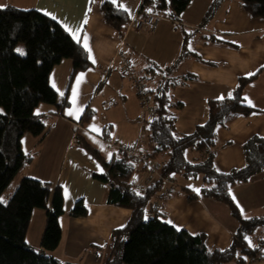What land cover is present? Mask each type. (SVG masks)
I'll return each mask as SVG.
<instances>
[{"label":"crops","instance_id":"1","mask_svg":"<svg viewBox=\"0 0 264 264\" xmlns=\"http://www.w3.org/2000/svg\"><path fill=\"white\" fill-rule=\"evenodd\" d=\"M103 1L113 3V0H0L2 7L13 5L47 14L65 30L68 29L66 31L70 36L87 51L88 58L89 55L92 57L89 58L91 66L76 73L72 79L70 60H62L52 69L49 83L60 97L64 94L67 96L69 105L58 115L54 113L53 105L39 104L34 112L42 115L43 121L48 125L45 135L38 139L26 133L21 138L22 150L33 154V159L18 174L19 178L31 177L61 187L64 209V213L58 218L61 237L58 246L49 253L61 262L103 264L109 253L112 232L123 227L131 213L129 209L107 202L109 186L93 177L102 171V167L93 156L75 143V135H80L105 160H109L114 151H121L114 143L126 147L122 145L123 142L126 143L125 139L134 141L133 146L128 148L138 152L144 149L147 139L146 122L142 124L140 114L138 115L141 104L134 78L142 81L149 74L151 80V64L163 67L178 59L185 35L183 32L180 34L178 26L193 32L190 38L191 49L202 59L186 57L173 73L177 76L187 73L194 76V79L172 88L170 92L173 106L174 102L176 105L180 103L174 107H178L175 125L179 133L190 134L197 125L203 124L208 118L207 101L229 97L238 79L251 76L249 73L257 75L245 86L244 100L250 106L264 110V71H259L264 66V19L252 17L242 7L240 0H219L212 19L204 26L200 22L214 0H192L176 23L158 15L168 23L164 27L166 30L160 28V32L165 35L168 31L169 37L158 35L160 21L155 31H152L155 34L150 37L141 35L139 32L142 30L134 31L128 26L119 37L102 18L100 5ZM114 4H122L123 7H120L130 16L138 12L140 16L144 12H150L140 10V0H117ZM85 21L87 22L84 23ZM73 33L79 40L74 38ZM85 35L88 37V48L84 47ZM172 35L174 38H171ZM209 35L225 39L228 45L204 40V36ZM149 43L156 45L158 55L148 54L146 46ZM73 88L77 89L75 103L72 100ZM128 102L130 106L133 103L131 109ZM190 102L193 104L194 114L185 125L186 120H182L184 116H181L182 109L188 108ZM256 102L263 104V107L254 105ZM115 106L117 108L113 110ZM87 109L92 111L93 116L88 122L80 123ZM135 118L142 124L144 140L143 135L135 138L126 131L129 125L133 126L131 133L136 131ZM76 124L79 125L78 128ZM105 125L109 127L107 137L104 136ZM115 126L118 131L111 137L110 133L114 132ZM141 131L137 128L136 132L140 134ZM26 135H29L28 138H25ZM252 135L264 136V112L240 115L227 126L218 127L216 168L227 172L242 167L245 164L242 143ZM89 136L106 145L108 151L101 153L91 144ZM113 137L116 139L112 140ZM23 139H27L26 151L23 149ZM151 161L162 165L165 156L160 155ZM146 170L135 173L132 179L135 182L141 181ZM197 177L200 179L199 183L189 187L186 182L189 183L190 178L185 180L179 175H173L174 190L167 191L168 184L163 182L161 193L151 201L152 206H161L167 222L174 228L183 229L192 235L203 234L208 249H225L235 239L240 227L239 220L232 215L227 205L200 194L203 185L201 177ZM183 188L187 190L184 191ZM191 192L193 195L189 196ZM230 194L241 218L262 216L264 170L252 175L246 182L234 185ZM79 199L87 205V215L69 216V210ZM44 224V211L34 209L25 235L28 245L39 248ZM254 232L256 239L253 242L247 237L250 246L264 238V225L258 226ZM260 261H246L245 264H264ZM224 264L237 263L230 261Z\"/></svg>","mask_w":264,"mask_h":264},{"label":"trees","instance_id":"2","mask_svg":"<svg viewBox=\"0 0 264 264\" xmlns=\"http://www.w3.org/2000/svg\"><path fill=\"white\" fill-rule=\"evenodd\" d=\"M191 2L143 0L140 10H150L176 23ZM240 3L252 17L264 19V0H240ZM218 5L219 0L209 4L200 22L202 26L212 19ZM100 13L119 37L132 17L119 5L109 1L101 3ZM182 32L185 35L178 59L163 67L151 64V80L143 79L147 92L152 96L153 111L151 119L146 122V146L136 152L146 161L164 155L165 161L160 169L164 178L169 175L186 179L200 176L203 185L200 194L227 205L239 220V230L229 247L208 249L203 234L192 235L174 228L167 222L163 208L152 206V199L163 189L162 178L154 180L139 192L131 188L133 175L145 170V163H138L122 151H114L111 158L105 160L80 135H75V143L102 167V171L93 177L109 186L107 202L131 211L124 226L112 232L109 253L103 264H224L230 261L245 264L247 258L264 247V238L254 246H250L246 239L258 226L264 225V214L241 218L230 194L234 185L246 182L252 175L264 170V136L252 135L242 143L245 159L242 167L221 172L215 166L216 129L227 126L237 116L264 112L247 104L243 97L245 86L257 73L240 77L229 97L209 99L207 120L197 125L190 134L179 133L172 108L180 103L176 105L174 102L173 106L170 92L172 88L194 79V76L190 73L184 76L173 73L186 57L202 60L188 48L193 32L184 29ZM205 39L210 43L228 45L225 39L217 36H204ZM18 43L24 44L23 57L15 52ZM64 59L71 62V79L91 66L83 46L47 14L13 5L0 7V198L33 159V154L25 153L21 148L22 136L28 133L41 139L48 129L43 116L34 110L39 104H49L59 115L69 105L67 96L64 94L60 97L49 83L52 69ZM259 71H264V66ZM92 116V111L87 109L80 123L88 122ZM108 130L109 127L105 125V137ZM192 195L191 192L189 196ZM34 209H42L45 216L39 248L25 241ZM63 213V196L59 185L22 177L7 200L0 201V264H77L61 262L49 254L59 244L61 229L58 218ZM87 213V205L79 199L68 215L84 217Z\"/></svg>","mask_w":264,"mask_h":264},{"label":"built area","instance_id":"3","mask_svg":"<svg viewBox=\"0 0 264 264\" xmlns=\"http://www.w3.org/2000/svg\"><path fill=\"white\" fill-rule=\"evenodd\" d=\"M140 2H143V0H140ZM160 21V17L152 12H146L144 13V15L140 16L138 15V13H136L135 15H133L128 23V28L130 29H135V30H142V29H146L149 32H152L155 30V28L157 27L158 23ZM124 67V66H123ZM124 69V68H122ZM144 78L149 79L150 76L149 74H146L144 76ZM143 81V80H142ZM141 80H139L138 78H134V84L136 87V91L138 92V95L140 97V104L143 105L148 113V120L151 119L152 116V111H153V106L151 104L152 102V96L150 93L147 92V85L145 84V82H142ZM76 128L79 127L78 124L75 125ZM115 147H118V149H120L122 152H124L125 154L131 156L132 158L136 159V161L138 163H145L147 165V172L149 173L150 176H148L147 178H143L141 181L139 182H135L132 181L131 182V188L135 191H141L142 189H144L145 187L149 186L152 182L153 179L155 178L154 175H156L159 172V166L160 164H155L152 161H146L144 160V158H142L137 152L136 150H134L133 148H128L125 146H117L116 143H114ZM173 179V175H169L166 176L165 178H163L164 182L166 184H168V189L167 191L171 192L174 190L175 184L171 182V180ZM155 208V206H153ZM261 260V261H260ZM247 263H252V262H264V249L260 250L259 252H257L255 255L249 257L247 260Z\"/></svg>","mask_w":264,"mask_h":264},{"label":"rangeland","instance_id":"4","mask_svg":"<svg viewBox=\"0 0 264 264\" xmlns=\"http://www.w3.org/2000/svg\"><path fill=\"white\" fill-rule=\"evenodd\" d=\"M128 26V25H127ZM166 26H168V23H166V21H164V19H160V25H159V27H158V31H157V33H158V35L159 36H163V37H167V35H168V37H169V33H168V31H167V34H165V35H163L162 34V32H160V28H162L161 30H166L165 28H166ZM129 27V26H128ZM165 27V28H164ZM131 30H134V31H138V30H135V29H131ZM146 29H142V31H140L139 33L141 34V35H144V36H146V37H150V36H152V35H154L155 33L154 32H149L148 30H146ZM182 28L180 27V26H178V31L180 32V34H181V32H182ZM185 30V29H184ZM155 31V30H154ZM174 34V33H173ZM171 38H174L173 37V35L171 36ZM155 46L156 45H154V44H147V46H146V50H147V52H148V54L149 55H151V54H153L154 56L155 55H158V52L156 51V48H155ZM188 48L190 49L191 48V40L189 39V41H188ZM17 49H21V50H23V54H21V53H19V52H17ZM161 51V50H160ZM15 52L17 53V54H19L20 56H24L25 55V48H24V44L23 43H18L17 45H16V47H15ZM150 57V56H149ZM135 89V88H134ZM139 96V95H138ZM115 100V99H114ZM139 101H140V97H139ZM258 103V104H257ZM151 104H152V102H151ZM133 105V103L131 102V106ZM184 105V104H183ZM192 102H190L189 103V106H188V108H183L182 109V111H183V114L181 115V116H184V118L182 119V120H186L185 121V125H186V123L188 124L189 123V118L194 114V110H193V108H192ZM254 105H258L259 107H263L262 105L263 104H261V103H259V102H256ZM131 106H130V104H129V102H128V107H129V109H131ZM140 106V112L138 113V115L140 114V117H141V123L143 124L144 123V121L145 122H147V120H148V116H149V113H148V111H147V109L143 106V105H139ZM116 108H117V106H115L114 108H113V110H116ZM182 108V107H181ZM180 108V109H181ZM176 109H178V107L176 108ZM176 109L175 108H172V111H173V113H174V115H175V113H176ZM179 111V110H178ZM116 115V114H115ZM135 121H136V123L134 124L135 125V130L137 131V128H140L142 131L140 132V134H137V132L135 131V132H132L131 133V131H132V129H133V126H131V125H129L128 126V128H127V130L126 131H128L130 134V136L132 137H135V138H137V137H141L142 135H143V137H142V139L144 140L145 139V133L143 132V129H142V124H140L137 120H136V118H135ZM118 131V129H117V127L115 126V129H114V132L113 131H111V137H112V135L115 133V132H117ZM125 131V132H126ZM128 135V136H129ZM139 135V136H138ZM27 136H29V135H26V137L25 138H28ZM134 138V139H135ZM116 138L115 137H113V139L112 140H115ZM27 139H23V149L26 151L27 149H28V145H27V141H26ZM89 140H90V142H91V144L92 145H94V146H96L100 151H101V153L102 152H104V151H108V147L106 146V145H104L103 143H101V142H99V141H96V140H94L92 137H90L89 136ZM126 143H122V142H120V143H122V145H126V147H131V146H133V142L134 141H132V142H129L127 139H125L124 140ZM105 153V152H104ZM154 163V162H153ZM156 164V163H155ZM158 164V163H157ZM160 169H161V164H160V166H159V172L156 174V175H154V179H153V181L154 180H156V179H160V178H164V177H162V175H161V171H160ZM144 171V170H143ZM142 171V172H143ZM148 176H150L149 175V173L147 172V170L144 172V176H143V178H147ZM191 180L189 181V183L188 182H186V185H188L189 187H194V186H196L198 183H199V181H200V179H198V177H196V179H192V178H190ZM185 180H187V179H185ZM20 181V178H19V175H17L15 178H14V180L12 181V183H11V185L8 187V189L2 194V196H1V198H2V201L3 202H5L6 200H7V198L9 197V195L11 194V192L13 191V189H14V187L18 184V182ZM132 181H134V179H132L131 180V182ZM163 182H164V180H163ZM171 182L172 183H175V180L174 179H172L171 180ZM194 182V183H193ZM35 224V223H34ZM259 230V229H258ZM258 230L256 231V233L258 232ZM249 238V241H251V242H253L255 239H256V236H255V232L250 236V237H248Z\"/></svg>","mask_w":264,"mask_h":264},{"label":"snow or ice","instance_id":"5","mask_svg":"<svg viewBox=\"0 0 264 264\" xmlns=\"http://www.w3.org/2000/svg\"><path fill=\"white\" fill-rule=\"evenodd\" d=\"M113 3H117V0H113ZM120 6L123 7L122 4H121ZM0 7H2V6H0ZM149 11H150V10H149ZM86 22H87V21H85L84 23H86ZM66 30H68V29H66ZM69 31H71V30H69ZM73 35H74V38H76L77 40H79V37H78L75 33H73ZM87 39H88V37H87V35H85V37H84V40H85L84 47H85V48H88V45H87ZM17 52L23 54V50H21V49H17ZM89 58H90V59L92 58L91 55H89ZM82 75H83V74H81V76H82ZM249 75H252V73H249ZM79 79H80V77H78V80H79ZM76 96H77V89H76V88H73V96H72L73 103H75ZM221 98H222V97H221ZM221 98H218V99H221ZM69 114L71 115L72 113L69 112ZM109 155H111V154H109ZM0 201H2V198H0ZM246 239H247V237H246Z\"/></svg>","mask_w":264,"mask_h":264}]
</instances>
